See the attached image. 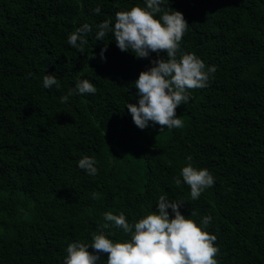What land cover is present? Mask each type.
<instances>
[{"label": "trees", "instance_id": "1", "mask_svg": "<svg viewBox=\"0 0 264 264\" xmlns=\"http://www.w3.org/2000/svg\"><path fill=\"white\" fill-rule=\"evenodd\" d=\"M133 6L144 0H0V264H63L69 243L99 234L103 213L135 223L161 195L184 201L181 214L198 226L212 217L204 230L217 238L218 264H264V0H166L188 23L181 51L217 70L176 109L184 126L162 131L138 129L125 107L156 54L121 52L111 33L95 39L97 24ZM85 23L81 54L68 36ZM44 75L59 88L45 89ZM81 79L97 92L61 103ZM84 156L96 176L78 168ZM189 156L215 178L197 200L173 179ZM110 230L114 242L130 239Z\"/></svg>", "mask_w": 264, "mask_h": 264}, {"label": "clouds", "instance_id": "2", "mask_svg": "<svg viewBox=\"0 0 264 264\" xmlns=\"http://www.w3.org/2000/svg\"><path fill=\"white\" fill-rule=\"evenodd\" d=\"M144 4L145 7L133 6L130 10L118 11L114 22L106 19L97 24L95 39L100 41L111 33L121 52H130L137 59H148L150 54H156L157 59L150 61L152 66L140 72L133 82L137 102H126L125 107L140 130L148 127L150 122L159 125L160 131L180 129L184 125L176 116V109L189 101L191 90L208 87L210 77L217 69L215 66L206 68L195 54L181 51L182 37L188 27L181 12L165 6L166 0H144ZM100 12V6L93 9V14ZM92 31V25L83 24L68 36V44L83 54L84 45L88 43L86 35ZM106 51L107 44L99 54L102 61ZM160 53H166V58H161ZM53 86L59 88L57 77L44 75L43 87L52 89ZM96 92L93 83L81 79L75 88L60 98V102L66 103L74 94ZM187 159L189 163L180 171L182 180L173 179L178 188L182 183L186 184L190 188L191 199L197 200L205 189L214 185L215 178L207 169L193 167L191 156ZM95 165V159L88 156L79 159L77 164L89 176L98 174ZM92 196L93 199L98 198L96 193ZM183 203L161 195L155 210L135 223H129L123 212L119 215L110 211L103 213L105 223L99 234H92L91 243H69L63 264H98L102 254H106V264H218L215 258L219 253L215 246L217 238L204 230L212 217L204 216L201 219L203 227L198 226L194 220L181 214L179 209ZM168 209H171L172 218ZM197 214L192 210L190 216ZM112 228L122 230L130 239L123 242L109 239L108 236L115 235L110 230ZM104 229H109L107 235Z\"/></svg>", "mask_w": 264, "mask_h": 264}]
</instances>
